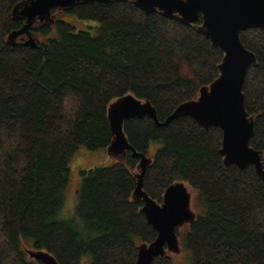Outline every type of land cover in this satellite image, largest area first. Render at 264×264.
I'll list each match as a JSON object with an SVG mask.
<instances>
[{
	"label": "trees",
	"instance_id": "16d2710c",
	"mask_svg": "<svg viewBox=\"0 0 264 264\" xmlns=\"http://www.w3.org/2000/svg\"><path fill=\"white\" fill-rule=\"evenodd\" d=\"M25 1L0 0V264H41L25 246L58 264H135L139 247L156 237L133 199L139 159L127 151L80 171L78 220H61L70 160L78 149L106 153L112 102L133 96L163 122L219 76L223 53L197 32L201 18L181 25L132 0L53 9L51 22L8 40L25 25L12 14ZM240 40L256 57L242 92L254 120L249 146L264 163V33L247 29ZM123 132L146 157L150 143L162 144L143 177L150 199L161 204L178 182L194 193L198 212L181 238L190 264H264V179L251 165L224 166L220 129L205 131L189 117L158 127L144 117L125 121ZM152 264L174 261L161 256Z\"/></svg>",
	"mask_w": 264,
	"mask_h": 264
},
{
	"label": "water",
	"instance_id": "95a60500",
	"mask_svg": "<svg viewBox=\"0 0 264 264\" xmlns=\"http://www.w3.org/2000/svg\"><path fill=\"white\" fill-rule=\"evenodd\" d=\"M107 1L27 0L12 10L13 19L21 17L26 22L21 30L11 33L8 40L13 41L24 33L28 35L35 22H51L53 9ZM132 3L145 13L157 12L181 25L194 24L201 18L197 32L223 53L219 76L200 89L196 100L179 105L163 122L158 121L155 109L148 102L130 95L112 102L107 110L112 142L106 153L117 157L131 151V156L139 159L140 172L133 199L142 202L141 212L156 237L150 244L139 247L135 264H152L157 257L180 253L175 231L195 219L191 210V188L178 182L165 190L161 204L150 199L143 191V177L152 159L132 149L123 132V124L127 120L148 117L156 126L165 127L173 120L189 117L205 131L210 127L218 128L222 133L220 155L224 166L233 165L243 170L251 165L258 177L264 179L261 154L249 146L254 135V120L245 111L242 92L246 71L249 66H256V57L240 40V32L247 29H259L264 33V0H132ZM26 45L34 46L32 37L28 36ZM26 254L41 264H58L52 255L43 251L26 250Z\"/></svg>",
	"mask_w": 264,
	"mask_h": 264
},
{
	"label": "rangeland",
	"instance_id": "374dc122",
	"mask_svg": "<svg viewBox=\"0 0 264 264\" xmlns=\"http://www.w3.org/2000/svg\"><path fill=\"white\" fill-rule=\"evenodd\" d=\"M55 16L60 19L61 18L65 19L66 21L68 20L72 24H75L79 27L82 26L80 23L78 24V22L73 18H69L65 16L61 17V14L60 15L56 14ZM161 145L162 144H160L159 142L150 143V146H149L150 149H149V154H148V157L150 159L152 158V154L154 153L153 151L161 147ZM112 162H113V159L110 156H108L107 153L103 151L88 152L83 149H78L74 153L69 163V169H70L69 181L64 191L63 203H62L61 210L59 212V218L61 220H70V219L78 220L76 208L78 205V191H79L80 183H81L80 171H89L94 168L106 167ZM189 191L191 193V210L192 212L197 213L198 207L195 202L194 193L191 192L190 189ZM186 230H187V225H183L182 228L179 229L181 233L180 236L178 237V241L180 245V253L176 256L173 255L172 253H169L170 257L174 261V264H190L188 253L181 246V238H182L183 233ZM24 250L32 251V249L29 246H25ZM84 264H86V262H84Z\"/></svg>",
	"mask_w": 264,
	"mask_h": 264
}]
</instances>
